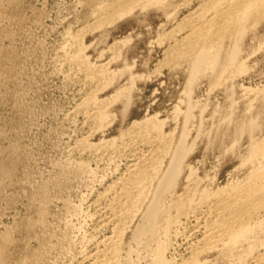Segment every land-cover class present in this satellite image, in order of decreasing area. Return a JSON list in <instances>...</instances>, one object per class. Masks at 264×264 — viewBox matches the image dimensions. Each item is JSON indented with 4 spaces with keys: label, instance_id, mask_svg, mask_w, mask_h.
Returning <instances> with one entry per match:
<instances>
[{
    "label": "rangeland",
    "instance_id": "1",
    "mask_svg": "<svg viewBox=\"0 0 264 264\" xmlns=\"http://www.w3.org/2000/svg\"><path fill=\"white\" fill-rule=\"evenodd\" d=\"M254 1L241 19L226 12L244 0H0V264H157L160 248L165 264H187L203 250L202 193L263 180L264 0ZM151 118L163 137L153 145L131 131ZM159 149L170 154L155 157L162 173L143 209L108 224L110 187ZM179 150L191 151L180 180L161 190ZM195 184L194 213L168 224ZM261 215L249 239L198 264L264 262Z\"/></svg>",
    "mask_w": 264,
    "mask_h": 264
},
{
    "label": "bare ground",
    "instance_id": "2",
    "mask_svg": "<svg viewBox=\"0 0 264 264\" xmlns=\"http://www.w3.org/2000/svg\"><path fill=\"white\" fill-rule=\"evenodd\" d=\"M137 1V0H136ZM220 1V0H219ZM246 1L244 4L246 5V7H244L243 11L241 12L240 8L238 7H231L228 9V11L226 12L227 16L233 18V16H238V18H241L243 19V16L247 15L248 16V12L251 11L250 9L252 8L253 5H255L254 2L256 1H252V0H244ZM243 2V1H242ZM138 3V2H137ZM254 3V4H253ZM234 5V4H233ZM257 5V4H256ZM237 6V5H236ZM261 9V8H260ZM226 11V10H225ZM123 12V11H122ZM124 13V12H123ZM120 15L122 16V14L120 13ZM190 16V15H189ZM226 16V17H227ZM242 16V17H241ZM114 19V18H113ZM240 19V21H242ZM239 20V19H237ZM245 20V19H244ZM243 20V21H244ZM242 21V22H243ZM239 22V21H238ZM241 23V22H240ZM243 24V23H242ZM224 25V24H223ZM219 27V26H218ZM217 28V27H216ZM216 30V29H215ZM218 30V29H217ZM220 30V29H219ZM230 30V29H229ZM223 31V30H222ZM204 34V33H203ZM198 62V61H197ZM197 66V65H196ZM94 77V76H93ZM92 97V96H91ZM96 98V97H95ZM91 101V100H90ZM89 101V102H90ZM98 103V101H97ZM96 104V103H95ZM100 104V103H99ZM92 106V105H91ZM95 106V105H94ZM103 106V105H102ZM102 106H96L97 108V113L95 115L94 118H100V120L102 119V121L104 122L105 120H103L104 118H106L105 116V110ZM105 107V106H104ZM107 114V113H106ZM104 116V117H103ZM93 117V116H92ZM91 116H89V120L91 121ZM87 118V119H88ZM93 119V118H92ZM98 120V119H97ZM87 121V120H86ZM107 121V120H106ZM156 120L151 118V120H146L145 122H142V123H136L134 124L133 128L131 129V131L135 132L136 130H139L140 132L142 131L143 133L147 134L148 135V142L149 144L153 145L155 143V139L157 140L158 138L162 139L163 137L160 135V132H157L159 130V124L157 122H155ZM88 122V121H87ZM162 123V122H161ZM102 124V123H101ZM98 129V128H97ZM126 132V131H125ZM124 135V134H123ZM129 135V132L126 133V136ZM174 135V134H173ZM137 136V135H136ZM144 136V135H143ZM135 137V136H134ZM140 139H142V135L140 136ZM144 139V138H143ZM82 142V141H81ZM115 142V140H114ZM158 142V141H157ZM185 142V140L183 139L182 143ZM83 143V142H82ZM86 143V141L84 142ZM102 143V142H101ZM178 143V142H177ZM262 143V142H261ZM144 144V143H143ZM82 145V144H81ZM178 145V144H177ZM86 147H84V144H83V150L85 152H90L93 148L91 147V145L88 143V145H85ZM99 146V145H98ZM102 146V145H101ZM114 145L112 146H107L106 149L110 150V148H113ZM181 146V145H180ZM185 147V146H184ZM256 147V146H255ZM92 148V149H91ZM152 148V146H151ZM176 148V147H175ZM182 148H183V144H182ZM187 148V147H186ZM261 149V148H260ZM259 149V150H260ZM151 150V149H150ZM156 150V149H154ZM187 150V149H186ZM192 150V148H191ZM162 151V150H161ZM175 151V150H174ZM190 151V150H189ZM262 151V150H261ZM191 152V151H190ZM190 152H187V151H184V150H179L176 155H175V158L174 160L172 161V164L170 165L171 162H169V165H170V169H168V174L164 177L165 179L163 180V183L160 182V187L162 188L161 190L163 189H167V190H170L168 189V187H170L172 184L176 183V181L178 180L179 182V178L181 177V174L183 172V166H184V158L185 156L189 153L190 155ZM256 152H258L256 150ZM260 152V151H259ZM134 152L132 151V154ZM156 155L153 157V154H150L152 155L153 159L156 157L158 158L159 156L163 157L164 154L166 155V153L168 154V152H161L160 153V149L159 151L155 152ZM131 154V155H132ZM160 154V155H159ZM163 156H162V155ZM170 154V153H169ZM168 154V155H169ZM174 154V152H173ZM262 154V153H261ZM136 153L133 155V157H136ZM144 155V154H143ZM253 155H256V154H253ZM174 156V155H172ZM261 157V156H260ZM137 158V157H136ZM156 158L154 159V161H151L152 163H150V165L148 164V161L149 159H144V160H139V161H135L134 163H132V165L130 166L129 168V174L127 176V178L125 177V179H123L122 181V184H121V187H118L119 188H122V190H124L123 192L126 193L124 194L123 193V196L124 195H128V198L126 200V203H121V197L123 196H120L118 192V187L117 186H111L110 187V191L111 193H116L118 196V200H116V204L114 205H109V206H105L103 208H101V210L103 211V213H105L106 215L107 214H110V218L107 219L109 223H116L115 225H117V222L119 221L120 222V217L121 214L123 215V218H122V221L126 220V218H128L130 216V214H132L131 212L133 211H136L140 209V207L142 208V205L144 204L142 202L143 200V196L141 198L140 195L146 193V191L148 190V186L150 184H152V180H155L153 179V175H157L158 172L162 173V170L159 171V161L161 162V160H156ZM160 158V157H159ZM139 159V158H138ZM162 159V158H160ZM187 160V157L185 158ZM135 160V159H134ZM170 160V159H169ZM163 161V160H162ZM163 163V162H162ZM169 167V166H168ZM189 167V166H188ZM187 167V168H188ZM185 170V169H184ZM263 171V170H262ZM167 172V170H166ZM258 172V171H257ZM165 173V172H164ZM259 174V173H258ZM159 175V174H158ZM165 175V174H163ZM192 175V174H191ZM262 175V174H261ZM260 176V175H259ZM258 176V177H259ZM158 178V176H155ZM161 178L162 175L160 176ZM263 180L261 183L259 184H256V183H252L254 182V179L251 183H248V185L246 186H243V187H232V188H228V187H225L224 189H220L217 193H214L213 195L206 193V194H203L202 193V197L199 200V208H203V207H207V217H203L202 219H200L201 221H199V223L197 224L196 228H197V232H202L203 230V238H202V244H204V248L202 250L201 248V252H198L196 251V254L194 253V256L192 254V258L190 259V261L187 263V264H198V257L206 252H211L212 250L216 249L217 247H219V245L221 243L225 244L223 246H227V248L230 250V252L233 250V248L235 247V245L237 244L238 241L240 240H247L249 239L248 238V235L252 233L253 229H254V226L252 227V223L251 220L262 214L264 215V174L262 176ZM251 179V180H252ZM159 180V179H158ZM161 180V179H160ZM159 180V181H160ZM188 180V179H186ZM162 181V180H161ZM195 181V180H193ZM256 181V180H255ZM155 182V181H154ZM158 182V181H157ZM177 182V183H178ZM249 182V181H248ZM257 182V181H256ZM192 183V182H191ZM195 183V182H194ZM117 184V183H116ZM185 184V183H184ZM128 185H131V187L133 186L134 188V191L133 193H138V197H134L133 195H131V193L127 190V186ZM159 185V184H158ZM196 185V184H195ZM195 185H189V186H185V192H184V195L181 197V199L176 203L175 207H172L173 208H176V215L175 217L172 219L169 218L167 220V223H171L173 222L172 220H180V218H182L183 216H185V218H189L191 216V214H193L194 212V204H196L195 202L198 201L196 200L195 201V196H197L196 194L199 193V189L197 186H199L198 184L195 186ZM238 185V184H237ZM241 185V184H240ZM175 186V185H174ZM173 186V187H174ZM177 186V185H176ZM152 187V186H151ZM158 186H156V189H157ZM200 187V186H199ZM205 187V186H204ZM203 187V188H204ZM153 188V187H152ZM171 188V187H170ZM178 188V187H177ZM176 188V189H177ZM132 189V188H131ZM130 189V190H131ZM160 189V188H159ZM201 190V189H200ZM132 191V190H131ZM152 191V190H151ZM150 191V192H151ZM154 191H156L154 189ZM202 191H204L202 189ZM207 191V190H206ZM148 192V191H147ZM149 192V193H150ZM157 192V191H156ZM163 192V191H162ZM175 192V191H174ZM173 192V193H174ZM109 193V192H108ZM149 193H147L149 195ZM172 193V194H173ZM178 193V191H177ZM205 193V192H204ZM146 194V196H147ZM176 194V193H175ZM201 194V193H200ZM116 195V196H117ZM155 196V192L153 194ZM157 195H161V194H157ZM156 195V197H157ZM165 195V194H164ZM180 195V194H179ZM134 198H133V197ZM145 196V197H146ZM107 197V196H106ZM172 197V195H171ZM177 197V196H176ZM148 198V197H147ZM167 198V197H166ZM153 199V198H152ZM197 199V198H196ZM145 200V198H144ZM147 200V199H146ZM154 200V199H153ZM152 200V201H153ZM158 200V199H157ZM115 201V199H114ZM149 201V200H148ZM151 201V200H150ZM163 201V200H162ZM171 201H174L171 200ZM170 201V202H171ZM177 201V200H176ZM145 202V201H144ZM155 202L156 201V198H155ZM143 203V204H142ZM150 203V202H149ZM154 203V202H152ZM172 203V202H171ZM198 203V202H197ZM142 204V205H141ZM161 204V203H159ZM166 203H164V206ZM141 205V206H140ZM151 205V204H149ZM148 205V206H149ZM162 205V204H161ZM160 205V206H161ZM168 205V204H167ZM159 207V205H156ZM197 207V206H196ZM100 208V207H99ZM149 208V207H147ZM154 208V207H153ZM164 208V207H162ZM143 209V208H142ZM152 209V208H151ZM165 209V208H164ZM100 210V211H101ZM160 210H163L160 208ZM168 210V209H167ZM170 211H172L171 209H169ZM98 211V210H97ZM166 211V210H164ZM174 211V210H173ZM172 211V212H173ZM121 213L119 216H118V213ZM145 212V211H143ZM148 212V211H147ZM158 212V211H157ZM99 213V211L97 212ZM102 212H100L101 214ZM146 213V212H145ZM150 213V212H148ZM167 213V212H166ZM151 214V213H150ZM157 214V213H156ZM102 215V214H101ZM138 215V214H137ZM144 215V214H143ZM142 215V216H143ZM152 215V214H151ZM154 215V214H153ZM158 215V214H157ZM168 215V214H167ZM261 215V216H262ZM134 216V215H133ZM150 216V215H149ZM169 216V215H168ZM155 217V216H154ZM159 217V215L157 216ZM164 217V216H163ZM162 217V218H163ZM135 218V217H134ZM145 218V217H144ZM152 218V216H151ZM166 218V217H165ZM164 218V219H165ZM193 218V217H192ZM195 218V217H194ZM264 218V217H263ZM142 219V218H141ZM146 219V218H145ZM150 219V218H149ZM199 219V218H198ZM131 220V219H130ZM157 220H159L157 218ZM257 220V219H256ZM162 221V220H160ZM181 221V220H180ZM187 221V220H186ZM260 221V220H259ZM155 222V221H154ZM164 222V221H163ZM179 222V221H178ZM176 221V223H178ZM188 222V221H187ZM198 222V221H197ZM196 222V223H197ZM141 223V222H140ZM145 223V222H144ZM152 223V222H150ZM157 223V222H155ZM255 223V222H254ZM260 224L262 223L261 221L259 222ZM147 224V223H146ZM167 224V225H168ZM174 224V223H173ZM195 224V223H194ZM120 225V224H119ZM141 225V224H140ZM145 225V224H144ZM259 225V224H258ZM125 226V225H124ZM139 226V225H138ZM143 226V225H142ZM141 226V227H142ZM160 226V225H158ZM158 226L155 225V227L157 228ZM165 226V225H164ZM195 226V225H194ZM260 226V225H259ZM169 227V226H168ZM167 227V229H168ZM150 228V227H149ZM155 228V230H156ZM116 229V228H114ZM152 229V228H151ZM160 229V227H159ZM158 229V230H159ZM117 230V229H116ZM145 230V229H144ZM154 230V229H152ZM165 230V229H164ZM115 231V230H114ZM125 231V230H124ZM143 231V230H141ZM148 231V230H147ZM169 231V230H168ZM195 231V230H194ZM121 232V231H120ZM145 232V231H144ZM166 232V231H165ZM257 232V231H256ZM117 233V231H116ZM147 233V232H146ZM155 233V231H154ZM118 235V234H117ZM139 235V234H138ZM147 235V234H146ZM151 235V234H150ZM194 235V234H193ZM254 235V234H253ZM250 236V235H249ZM146 237V236H145ZM135 238V237H134ZM155 238V237H154ZM137 239V238H136ZM141 240L143 239L140 238ZM110 240V239H109ZM121 240V239H120ZM145 240V239H143ZM155 241V240H154ZM120 242V241H119ZM143 242V241H142ZM122 243V242H121ZM155 243H158V241H156ZM160 243V242H159ZM263 243V242H262ZM166 244V243H165ZM163 245V243H162ZM252 245V244H251ZM159 247V244L157 245ZM165 246V245H164ZM109 247V246H108ZM193 247V245L191 246ZM130 249V248H129ZM197 249V248H196ZM166 250H167V247H166ZM228 250V251H229ZM107 250H105V253L103 254V256L105 258H107L105 255ZM112 256L114 257V259L118 256V253H119V247L118 246H115L112 248ZM163 252L164 251V248H160L159 251H158V254H159V262L161 264H165L166 262L164 261V257H163ZM243 253V252H242ZM101 254V253H100ZM165 254V253H164ZM96 255V254H95ZM108 255V254H107ZM110 255V254H109ZM108 255V256H109ZM110 255V256H111ZM233 255V253H232ZM240 255V254H239ZM109 256V257H110ZM157 256V255H155ZM250 256V255H249ZM94 257V256H93ZM234 257V256H233ZM91 258V257H90ZM97 258V255L95 256V259ZM112 258V257H111ZM158 258V257H157ZM231 258V257H230ZM247 258V257H246ZM99 259V258H98ZM107 260V259H106ZM105 260V261H106ZM108 260L110 261V259L108 258ZM107 260V261H108ZM112 260V259H111ZM242 260V259H241ZM261 260V259H260ZM167 261V260H166ZM187 261V260H186ZM157 262V261H156ZM159 262H157V264H160ZM169 261H167L168 263ZM96 264H105L108 262H104V261H100V260H95ZM112 264L114 262H111ZM259 263V262H258ZM170 264V263H169ZM259 264H264V262H261Z\"/></svg>",
    "mask_w": 264,
    "mask_h": 264
}]
</instances>
